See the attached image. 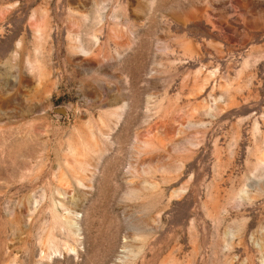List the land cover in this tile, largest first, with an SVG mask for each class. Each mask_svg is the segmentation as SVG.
Segmentation results:
<instances>
[{
    "label": "rangeland",
    "instance_id": "374dc122",
    "mask_svg": "<svg viewBox=\"0 0 264 264\" xmlns=\"http://www.w3.org/2000/svg\"><path fill=\"white\" fill-rule=\"evenodd\" d=\"M0 264H264V0H0Z\"/></svg>",
    "mask_w": 264,
    "mask_h": 264
}]
</instances>
